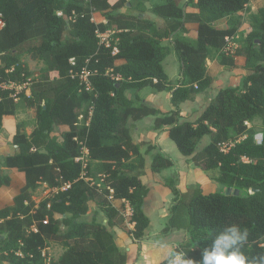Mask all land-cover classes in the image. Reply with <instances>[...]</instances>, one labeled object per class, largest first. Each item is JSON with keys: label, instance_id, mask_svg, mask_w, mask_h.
Returning <instances> with one entry per match:
<instances>
[{"label": "trees", "instance_id": "1", "mask_svg": "<svg viewBox=\"0 0 264 264\" xmlns=\"http://www.w3.org/2000/svg\"><path fill=\"white\" fill-rule=\"evenodd\" d=\"M132 1L0 0L4 23L0 27V130L4 117L15 115L20 105L36 112L31 132L17 125L13 150L2 160L4 167L26 176L14 204L0 208L2 264L127 263L114 231L125 215L108 198L130 204L131 234L143 239L151 222L145 211L151 188L141 175L151 148L144 150L145 142L133 139L129 122L159 113L138 92L148 86L162 91L171 83L163 66L169 46L163 40L174 47L181 62L183 81L172 95L176 107L210 86L209 58L217 55L221 64L234 66L235 56L242 55L247 71L241 85L221 87L194 120H181L178 109L155 119L154 127L170 126L168 135L177 150L225 189L205 192L190 185L182 192L174 188L178 205L188 213L191 233L175 249L198 258L200 248L224 226L235 223L249 232L245 251L252 256L264 254V9L252 12L249 29L241 32L239 14L248 9L250 0H187L183 5L164 0L152 7L161 20L157 24L119 12L131 10ZM187 6L198 11H186ZM98 11L109 13L107 22L95 21ZM220 21L227 26L220 27ZM188 22L198 23L196 38L185 34ZM110 28L118 39L115 55L97 34ZM230 41L237 47L233 57L225 51ZM26 55L43 62L29 95L2 86L28 81L31 71L22 60ZM119 59L125 63L117 64ZM84 66L91 71V90L71 76V70ZM84 108L86 121L80 127ZM257 118L263 123L261 142L256 140L255 127L248 125ZM62 125L70 130L62 132L59 140L56 133ZM83 146L89 150L85 167L76 160ZM172 164L159 152L150 167L160 173ZM93 171L102 175L101 193L92 184ZM10 182L8 175L0 174V187ZM41 183L58 190L36 203L33 195ZM228 188L240 194L227 195ZM92 201L106 217L105 222L97 221L95 215L90 232L81 217ZM58 235L67 237L66 248L57 261L47 263L43 251Z\"/></svg>", "mask_w": 264, "mask_h": 264}, {"label": "rangeland", "instance_id": "2", "mask_svg": "<svg viewBox=\"0 0 264 264\" xmlns=\"http://www.w3.org/2000/svg\"><path fill=\"white\" fill-rule=\"evenodd\" d=\"M137 2L138 0H133V6L137 4ZM261 9H264V0H250L248 9L242 11L239 14L243 21L241 32H246L249 29L250 14L252 12H259V10ZM108 14V12L99 15L96 14L95 19L99 23L100 20L108 17ZM109 30L113 31V28H110ZM242 41L243 40L241 36V38L238 40V43L241 44L243 43ZM233 49L234 51H236L237 47ZM228 56L233 57L234 52L229 53ZM171 58V55L168 54L167 60L170 61ZM22 60L31 71V76L30 78H28L27 83L28 86H32L33 81L40 74V70L43 67V62L40 59L33 57L32 55H26L22 58ZM168 70L170 71V67H168ZM215 89L218 90V88ZM204 92L206 91L204 90ZM204 105L205 102L203 101L201 108ZM81 113H83V118L79 120L80 127L86 121L85 108ZM35 114L36 112L34 108L22 104L18 107L12 121L10 123H7V128L12 127L13 125H20L21 128L29 133L36 125ZM248 125H253L255 127L258 132L256 134V140L258 142H261V131L263 129L262 121L257 118L251 123H248ZM129 126L133 131V120L129 122ZM60 130L61 129H58V133L61 132ZM58 133H56V135L58 136V138H60V135ZM0 141L5 143L2 145V147H4L6 150L10 148V146L11 148L13 146L12 138L8 135V132L4 128L0 130ZM148 143L150 144L151 142H145L144 148L146 149L148 146H150L151 150L146 155V167L143 170V173L146 176L145 180H147L148 184L151 186V190H157V193L156 195L151 197L153 198L151 204L152 209L148 208L147 210V214L149 215L151 222L148 229L146 230L143 239H135L131 234V230L133 229L134 224L131 222L132 207L130 206V204H126L125 202H123L118 207L125 215V221L121 225L115 227L116 231H114L117 244L127 254L126 264H141L143 261H145L150 252L151 254H156L155 257L157 259L160 255L164 257L169 248H175L190 238L191 233L188 230L189 216L187 211L178 205V197L174 192V188H177L179 191L183 192V190L185 191L190 185H198L205 192L225 190L223 185L215 182L211 176L206 174L200 167L196 166L189 157L186 156L184 157V159H182L183 161L181 163L172 164L171 167L155 174V172L151 170L149 159H152L156 154L159 153V148H157L156 146L154 147L152 144L148 145ZM152 148H154L155 150H152ZM168 150L171 151L170 149ZM13 178H15L16 180V176H13ZM92 180V184L100 189V191L98 192L101 193V189L104 187L102 175L93 171ZM164 190H171V193L169 194L167 192L166 194H164ZM53 193L54 191L52 188H50L45 183H41V185L34 192L33 199L36 203H39L42 199L53 195ZM108 199L112 202L111 197ZM148 205L149 203L147 204V206ZM100 209L101 207L96 203V201H92L90 202L89 212L85 216L81 217L82 220L88 222L89 231L92 228L93 218L95 215L97 221H105L106 216ZM180 226L182 227L179 228ZM66 243L67 237L63 235H58L51 239L44 249L45 253L43 256L46 259V262L48 263L57 261L64 252ZM0 264L2 263L0 262ZM3 264L8 263L5 262Z\"/></svg>", "mask_w": 264, "mask_h": 264}, {"label": "crops", "instance_id": "3", "mask_svg": "<svg viewBox=\"0 0 264 264\" xmlns=\"http://www.w3.org/2000/svg\"><path fill=\"white\" fill-rule=\"evenodd\" d=\"M116 0H111V3H115ZM164 0H145L143 4L137 2V4L132 7L131 10H126L125 8L119 10L121 13H127L126 15H138L140 19L144 18L147 20H150L153 24L161 23L160 18L158 15L152 10L153 5L163 2ZM180 5L185 4L187 0H177ZM128 6L131 4L128 3ZM186 11L196 12L198 11L197 8L192 6H187ZM106 12H95L94 13V19L95 15L103 14ZM108 18H103L100 20V22H107ZM96 21V19H95ZM99 22V23H100ZM3 22H0V27L3 26ZM220 27H226L227 23L226 21H220L218 23ZM161 26V24H160ZM186 35L191 38H196L198 35V23L197 22H188L186 23ZM163 43L165 45L169 46V55H171V60L168 61L166 56L163 66L164 70L168 75L169 81L171 83L167 84V88L162 91H157L151 86L144 87L138 92L139 97L150 104L151 106L155 107L159 113L157 115H149L146 117H143L139 120L134 121V130L132 131L131 127V135L133 139L136 142H151L154 147L156 146L159 148V152H162L165 156L169 157L173 164H179L184 159L185 156H183L176 148L175 143L168 135V128L170 126L164 125L160 128L154 127V122L157 116H162L165 113H172L173 111H176L178 109L179 111V117L181 120L183 119H189L194 120L199 113L203 112L206 108L210 98L216 95L217 91L224 86H236L241 85L243 82L244 77L247 74V71L245 69V57L242 55L235 56V65H224L221 64L219 61V57L216 55L214 57H211L207 60V71L209 76L211 77V84L208 88L205 89L206 92L198 93L194 98L186 100L184 102L179 103V106L176 107L172 100L173 91L181 86L183 78H182V69H181V62L178 58V55L172 45H169L167 40H163ZM234 49H232V52ZM167 60V62H166ZM166 62V64H165ZM117 64H123L125 63L124 59H119L116 62ZM177 64V66H176ZM168 67H170V71L168 70ZM23 85L22 89H18V92L25 91L27 95L30 94L31 87L28 86V83L21 84ZM220 86V87H217ZM215 88H218L215 89ZM203 101L205 102V105L201 108V105L203 104ZM83 112V111H82ZM83 115V113L80 114V116ZM14 115H7L4 117L3 120V128L8 132V135L12 138L16 133L17 126L13 125L10 128H7V123H10L13 119ZM194 116V117H193ZM80 120V117H79ZM79 125V123H78ZM2 128V129H3ZM61 129L59 140H62V132L70 130V127L68 125H62L59 127ZM76 138V137H75ZM5 144L4 142L0 141V174L1 175H8L11 178V182L9 185H3L0 187V208L13 205L14 204V197L20 192L21 188L26 184V176L25 173L22 171H19L16 168H6L2 165L3 157L9 154L12 150L14 145L10 146L7 150L2 147V145ZM148 143V145H150ZM148 146L147 148H149ZM146 148V149H147ZM143 149L144 145H143ZM170 149L171 151H169ZM152 150H155L152 148ZM151 158L149 159V163H151ZM155 174H157L155 172ZM13 176H16L13 178ZM145 174L141 175V179L143 182H145L149 187H151L147 180H145ZM47 185V184H46ZM54 191V189H53ZM162 191V190H161ZM184 191V190H183ZM55 192V191H54ZM171 193V190H164V194ZM157 190H150L149 194L145 198V211L147 212L148 208L152 209V201L154 195H156ZM162 198V197H161ZM160 198V199H161ZM113 204L118 208L120 204L125 202L126 204H129L124 199H115L112 198ZM149 205L147 206V204ZM119 209V208H118ZM105 222V221H104ZM116 231V228H114ZM130 254V253H129ZM156 254H151V252L148 254V257L143 261L141 264H159L160 261L163 260V256L160 255L157 259L155 257ZM156 258V259H155Z\"/></svg>", "mask_w": 264, "mask_h": 264}, {"label": "clouds", "instance_id": "4", "mask_svg": "<svg viewBox=\"0 0 264 264\" xmlns=\"http://www.w3.org/2000/svg\"><path fill=\"white\" fill-rule=\"evenodd\" d=\"M249 232L238 224L226 225L206 246L199 257L169 248L162 264H264V254L249 255L245 251Z\"/></svg>", "mask_w": 264, "mask_h": 264}, {"label": "built area", "instance_id": "5", "mask_svg": "<svg viewBox=\"0 0 264 264\" xmlns=\"http://www.w3.org/2000/svg\"><path fill=\"white\" fill-rule=\"evenodd\" d=\"M57 14L59 16L62 15V11H58ZM115 30L111 31V30H106V31H99L97 30V34L100 38V43L103 44L106 47H112V54H118L119 53V48H118V39H116L114 37L115 34ZM112 42H115L114 44H112ZM230 41V43L225 47V51L228 53H232V49L235 48L236 44L234 42ZM70 63L71 66L74 67L76 65V61L74 58L70 59ZM71 76L73 77H77L80 80V83L84 86L85 89L87 90H91L92 89V81H91V71L87 68V67H83L80 71H74L71 70ZM117 79H119V77H117ZM4 87H9V88H15L16 91L18 92V89H22L23 85H17L14 82H10V83H3ZM197 87V85H195ZM90 115H92V111H90ZM80 119L83 118V115L79 116ZM87 125L89 124L88 122L86 123ZM77 139V137L75 138ZM81 144L83 143V141H79ZM226 145H224L225 147ZM89 150L86 146H83V152L80 156L76 157V160L78 161H82L84 167L86 166V161H87V156H88ZM67 187H69V185H65L62 189H66ZM58 189H54V191H57ZM130 211V210H128ZM44 223L47 224L48 223V219L44 220ZM44 251H43V255H44Z\"/></svg>", "mask_w": 264, "mask_h": 264}, {"label": "water", "instance_id": "6", "mask_svg": "<svg viewBox=\"0 0 264 264\" xmlns=\"http://www.w3.org/2000/svg\"><path fill=\"white\" fill-rule=\"evenodd\" d=\"M261 136H262V134H261ZM233 193L238 195V194H240V191L238 189L233 191L232 188H228L227 191H226L227 195H230V194H233Z\"/></svg>", "mask_w": 264, "mask_h": 264}]
</instances>
